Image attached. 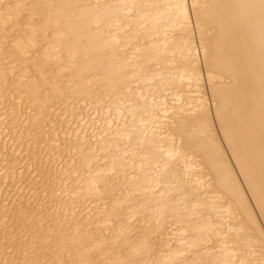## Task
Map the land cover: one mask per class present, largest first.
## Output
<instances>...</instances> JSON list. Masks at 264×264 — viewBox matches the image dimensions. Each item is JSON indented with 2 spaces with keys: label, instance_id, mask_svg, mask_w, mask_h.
<instances>
[{
  "label": "bare ground",
  "instance_id": "6f19581e",
  "mask_svg": "<svg viewBox=\"0 0 264 264\" xmlns=\"http://www.w3.org/2000/svg\"><path fill=\"white\" fill-rule=\"evenodd\" d=\"M0 264H264V0H0Z\"/></svg>",
  "mask_w": 264,
  "mask_h": 264
},
{
  "label": "rangeland",
  "instance_id": "374dc122",
  "mask_svg": "<svg viewBox=\"0 0 264 264\" xmlns=\"http://www.w3.org/2000/svg\"><path fill=\"white\" fill-rule=\"evenodd\" d=\"M200 66H201V64H200ZM204 83H205L204 85L206 86L205 92L207 93L206 90H208V87H207V86H208V83H206L205 80H204ZM210 104H211V103L209 102V106H210V109H211L212 106H211ZM5 109H6V108H5ZM5 109H3V111H4ZM51 173H52V172H51ZM48 175L51 176V177H49ZM48 177H49V178H53L54 175H52V174L50 175V173H49V174L44 173L43 175L40 176V178H41L43 181H45L46 178H48ZM46 202H47V200H46ZM48 202H49V201H48ZM46 204H47V205H50V203H49V204L46 203Z\"/></svg>",
  "mask_w": 264,
  "mask_h": 264
}]
</instances>
